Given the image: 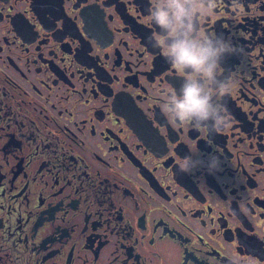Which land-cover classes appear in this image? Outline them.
<instances>
[{
	"label": "flooded vegetation",
	"instance_id": "flooded-vegetation-1",
	"mask_svg": "<svg viewBox=\"0 0 264 264\" xmlns=\"http://www.w3.org/2000/svg\"><path fill=\"white\" fill-rule=\"evenodd\" d=\"M157 3L0 0V243L15 258L24 244L35 264H264V0L197 5L199 31L237 49L215 133L166 111L185 74L152 43ZM188 155L218 170L182 172Z\"/></svg>",
	"mask_w": 264,
	"mask_h": 264
},
{
	"label": "clouds",
	"instance_id": "clouds-1",
	"mask_svg": "<svg viewBox=\"0 0 264 264\" xmlns=\"http://www.w3.org/2000/svg\"><path fill=\"white\" fill-rule=\"evenodd\" d=\"M198 4L212 10L217 0H158L150 20L160 30L159 39L152 43L163 47L166 60L185 74L179 95L168 94L167 113L182 125L215 133L228 123L226 107L216 98L228 90L220 68L225 57L236 54L237 49L223 36L199 31ZM182 159V172H192L200 166H206L209 172L218 170L216 156H211L206 164L192 155Z\"/></svg>",
	"mask_w": 264,
	"mask_h": 264
},
{
	"label": "rangeland",
	"instance_id": "rangeland-1",
	"mask_svg": "<svg viewBox=\"0 0 264 264\" xmlns=\"http://www.w3.org/2000/svg\"><path fill=\"white\" fill-rule=\"evenodd\" d=\"M30 207H32V204L30 205ZM26 228L24 230H26ZM47 228L48 227H46V229ZM26 234L28 235V231H26ZM28 241L29 243H31L30 238ZM0 244V260H3L5 264H35L37 255L33 252V250H29L27 247H25L24 244H20L15 260H12V258L10 257L9 251L5 248V245L2 243ZM27 255H31V260H25Z\"/></svg>",
	"mask_w": 264,
	"mask_h": 264
}]
</instances>
